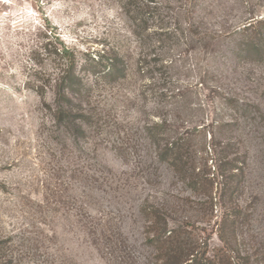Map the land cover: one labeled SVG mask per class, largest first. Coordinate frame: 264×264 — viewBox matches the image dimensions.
<instances>
[{"label": "rangeland", "instance_id": "374dc122", "mask_svg": "<svg viewBox=\"0 0 264 264\" xmlns=\"http://www.w3.org/2000/svg\"><path fill=\"white\" fill-rule=\"evenodd\" d=\"M123 1L0 0V264H155L142 204L199 218L185 201L198 198L145 132L164 119L194 130L199 165L211 131L235 122L224 138L245 174L238 203L252 214L238 248L264 264V34L255 48L239 45L244 27L264 20V0H137L149 9L147 39L133 33ZM52 31L79 69L117 58L128 71L88 74L96 122L83 135L55 124L52 92L44 101L26 84L49 68ZM210 243L220 245L216 232Z\"/></svg>", "mask_w": 264, "mask_h": 264}, {"label": "trees", "instance_id": "16d2710c", "mask_svg": "<svg viewBox=\"0 0 264 264\" xmlns=\"http://www.w3.org/2000/svg\"><path fill=\"white\" fill-rule=\"evenodd\" d=\"M120 4L132 23L133 33L147 39L149 9L137 0H126ZM162 32L158 34L162 36ZM239 34L244 37L240 46H253V40L264 34V20L245 26ZM49 35L53 40L43 44L46 60L50 61L49 68L36 70L34 79L26 83L27 87L44 101L46 95L52 92L54 100L48 106L55 124L73 127L77 134H86L90 124L96 122V114L89 105L92 85L88 74L97 80H117L126 78L128 71L117 58L108 60L102 69L97 66L79 69L76 51L63 42L58 32L52 31ZM250 37L252 42H247ZM35 55L39 64L45 60L39 52ZM85 104L89 105L86 109L83 107ZM234 123H219V137L216 131H211V155L207 151L202 165L197 163L194 130L181 131L179 124L167 119L145 126L158 160L167 163L175 177L198 198L197 201L190 198L185 201L196 205L199 218L189 217L181 221L173 217L172 211L165 205L142 204L141 213L147 221V243L154 249L155 264H251L250 257L242 255L238 248L242 229L249 225L252 218V214L244 210L237 200L245 174L239 167V157L234 155V144L224 138L234 129ZM203 223L211 225V229L198 227L197 224ZM202 232L207 236L203 237ZM214 232L220 241L216 247L210 243L211 233Z\"/></svg>", "mask_w": 264, "mask_h": 264}]
</instances>
